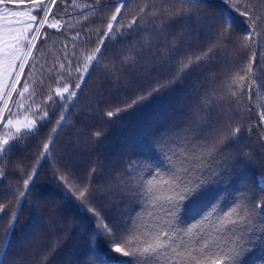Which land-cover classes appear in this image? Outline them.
I'll return each mask as SVG.
<instances>
[{"label": "snow or ice", "instance_id": "6c2138e0", "mask_svg": "<svg viewBox=\"0 0 264 264\" xmlns=\"http://www.w3.org/2000/svg\"><path fill=\"white\" fill-rule=\"evenodd\" d=\"M132 2L91 0L77 13L83 22L71 38V52L65 50L64 62L49 76L59 85L54 90L59 107H75L93 75L97 95L107 97L100 103L109 123L178 91L185 92L186 102L167 126L150 133L153 155L122 159V168L114 167L97 182L99 162L82 169L64 157L65 148L53 154L55 135H49L42 151L25 154V137H35L40 128L33 123L13 131L12 107L19 105L13 101L8 107L4 99L28 91L25 68L33 66L37 42H44L48 29H61L64 17L53 10L58 0H0V101L8 114L0 125L8 129L0 138V181H8L0 184V264H33V243L17 238L26 203L44 217L48 231L59 227L63 233L69 211L90 223V258L96 264H108L110 257L116 258L114 264H243L251 239L264 233V175L255 186L241 177L227 204L216 188L240 157L254 162L250 153L233 150L253 127L264 151V126H247L229 114L242 110L245 95L251 101L264 91V5L256 0H143L125 21ZM97 23L101 27L93 36L89 29ZM120 40L128 41L125 49L111 64L102 63ZM210 72L222 78L205 75ZM21 77L23 91H18ZM218 82L222 91L227 89L219 102L213 98ZM245 108L250 110V104ZM40 119L53 123L48 111ZM66 119L61 113L52 133L58 134ZM259 120L264 122V113ZM42 161L49 162L54 182L46 190L36 181ZM146 206L151 209L147 218L140 215ZM242 206L247 208L243 215ZM97 240L106 249L99 255ZM58 247L56 240L35 264H48Z\"/></svg>", "mask_w": 264, "mask_h": 264}, {"label": "trees", "instance_id": "16d2710c", "mask_svg": "<svg viewBox=\"0 0 264 264\" xmlns=\"http://www.w3.org/2000/svg\"><path fill=\"white\" fill-rule=\"evenodd\" d=\"M91 0H58V6L53 10L59 16L64 17L61 20V29L59 31L48 29L44 42L38 43V50H34V59H32V67L26 66L25 75L27 77L28 91L24 96L12 94L9 100L8 107H12L13 101L19 107H12L13 116V131L15 128L24 130L35 123L40 131L35 137H25L28 147L25 149V154H34L37 151H42L43 144L48 142L49 135H55L56 146L53 148V154L59 148H65L63 155L72 163L88 169L96 162L101 165L100 175L95 177L97 182L104 181L108 173L114 168H122V159L132 157L133 159H142L145 156H151V135L156 128L167 126L178 112V108L186 100L182 99L185 96L184 91H178L171 96H165L149 105L141 112L125 115L116 123H109L101 113L104 111L105 105L100 101L106 99V96L97 95V76L93 75L91 80L87 81V86L84 87L83 93L75 98V107L70 111L59 107V98L55 96L54 90L59 87L49 79L50 75H54V70L58 69L59 65L64 62V53L67 49L71 52V38L76 31L80 30V24L83 22V17L77 13L84 8V5ZM257 3L264 5V0H256ZM143 0H133L128 7V14L125 21L131 19L137 11L138 6H142ZM73 5L76 7L73 8ZM67 11L68 15H65ZM98 27V23L92 25L89 29L94 36ZM147 33H142V36H148ZM127 40H120L114 48L110 47L105 52V57L102 63L111 64L113 56L119 51H123L127 46ZM143 46V45H142ZM257 56L259 57V50ZM233 52L227 53V58H233ZM150 53L145 52L144 58L147 60ZM223 59V57H222ZM209 77L220 75L222 73L210 72L206 73ZM75 76V73H73ZM24 77H21V84L17 85L18 91H23L22 85ZM213 85L209 84L208 87ZM217 94H214V99L218 102L224 97L227 89H222V85L218 82L216 85ZM53 96V101H49L48 96ZM250 104V110L245 108V105ZM239 113H229L233 115L237 122H244L247 126H264V122L259 120V114L264 113V91H261L259 96L253 94L251 101L247 95L241 101ZM48 111L53 123L46 124L40 117L43 112ZM55 111V116H51ZM18 113V114H16ZM61 113L67 115V119L63 122L64 127L59 130L58 134L52 133V129L56 127L55 120H58ZM8 114L5 110L0 125L7 122ZM8 129L0 126V138H4L5 132ZM100 133L99 138L95 135ZM234 151L247 152L252 155L253 163L247 162L243 157H240L234 169H230L223 177V182L216 184V188L221 192L224 198V203L227 204L232 199V194L239 187L241 177H244L254 186L262 175H264V151L261 150L258 142V128L253 127L251 136L247 133L240 138L239 144L233 146ZM51 157H49V160ZM35 165L36 160L29 161ZM42 166L39 167V172L36 177L37 185L41 189H47L54 182L51 180V171L49 162L42 161ZM142 175L141 174H138ZM14 178L9 177V180ZM167 179V177H165ZM8 181H0V184H7ZM164 195V193H161ZM241 214L247 210L245 206L240 209ZM151 211L146 206L141 211L140 215L147 218ZM67 220L64 225V232L61 233L59 227H54L51 231L44 228V217H37L34 210L26 203L23 212L20 215V222L17 228V238L22 242H32L35 249L33 254V264L40 258V253L50 249L52 243L59 240V247L52 255L48 264H96L90 258L92 253V226L87 221L81 220L70 211L66 213ZM186 219H191V215H186ZM7 217L5 218V222ZM207 228L208 225H205ZM235 239V238H232ZM225 242L231 247V242L228 237ZM95 252L97 255L103 250L106 251L102 240H97ZM249 251L243 259V264H264V233L257 232L251 239L248 245ZM115 257H110L108 264H114Z\"/></svg>", "mask_w": 264, "mask_h": 264}, {"label": "bare ground", "instance_id": "6f19581e", "mask_svg": "<svg viewBox=\"0 0 264 264\" xmlns=\"http://www.w3.org/2000/svg\"><path fill=\"white\" fill-rule=\"evenodd\" d=\"M5 100L7 101V105H8V102H9V98H5ZM5 103L3 102V104H2V106H1V108H0V110H2V111H0V120H1V118H2V116H3V113H4V111H5Z\"/></svg>", "mask_w": 264, "mask_h": 264}, {"label": "rangeland", "instance_id": "374dc122", "mask_svg": "<svg viewBox=\"0 0 264 264\" xmlns=\"http://www.w3.org/2000/svg\"><path fill=\"white\" fill-rule=\"evenodd\" d=\"M23 19H26V17H24ZM2 104H3V102H2V101H0V108H1Z\"/></svg>", "mask_w": 264, "mask_h": 264}]
</instances>
